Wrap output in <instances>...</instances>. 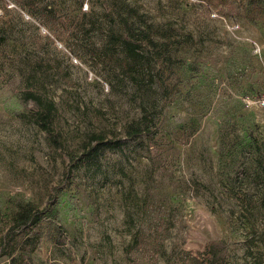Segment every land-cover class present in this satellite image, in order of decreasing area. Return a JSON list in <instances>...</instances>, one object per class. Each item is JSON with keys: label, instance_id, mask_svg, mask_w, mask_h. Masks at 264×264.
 I'll return each instance as SVG.
<instances>
[{"label": "rangeland", "instance_id": "rangeland-1", "mask_svg": "<svg viewBox=\"0 0 264 264\" xmlns=\"http://www.w3.org/2000/svg\"><path fill=\"white\" fill-rule=\"evenodd\" d=\"M0 264H264V0H0Z\"/></svg>", "mask_w": 264, "mask_h": 264}, {"label": "trees", "instance_id": "trees-1", "mask_svg": "<svg viewBox=\"0 0 264 264\" xmlns=\"http://www.w3.org/2000/svg\"><path fill=\"white\" fill-rule=\"evenodd\" d=\"M120 24L125 32V37L122 39V44L125 48V51L127 52V54H132L136 52V46L138 43H140L141 41L144 40H148V42H152V39L149 37V35L143 30V29H138L134 26L133 23H128L126 20H121ZM136 28V29H134ZM138 34H141V36H138ZM26 101L32 100V103H36L39 101V98L36 97L34 94L31 93H26ZM47 107L50 109L52 108L51 104H48ZM48 109V110H49ZM140 131L137 129V132ZM93 141H96V139L94 138ZM97 143H102V141H98L95 142L94 144ZM109 149H115L118 150L120 149V146H118V143H112L111 147H107ZM92 150V148L90 147V151ZM84 159L83 158H79L78 162L82 163L83 160L88 161V160H92L93 157L92 156H96V153L94 155H91L90 153H85L84 155Z\"/></svg>", "mask_w": 264, "mask_h": 264}]
</instances>
